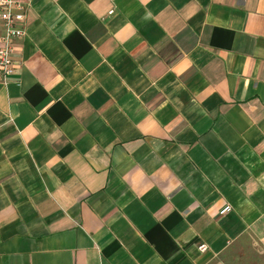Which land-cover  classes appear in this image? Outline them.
Returning a JSON list of instances; mask_svg holds the SVG:
<instances>
[{"label":"crops","instance_id":"0c3cea01","mask_svg":"<svg viewBox=\"0 0 264 264\" xmlns=\"http://www.w3.org/2000/svg\"><path fill=\"white\" fill-rule=\"evenodd\" d=\"M24 26L0 264H264V0H30Z\"/></svg>","mask_w":264,"mask_h":264},{"label":"built area","instance_id":"2783aa9c","mask_svg":"<svg viewBox=\"0 0 264 264\" xmlns=\"http://www.w3.org/2000/svg\"><path fill=\"white\" fill-rule=\"evenodd\" d=\"M29 2L30 0H0V20L4 27L0 43V78L4 83H7L9 76L16 73L15 40L26 35L24 22ZM230 209L231 206L227 205L222 213ZM199 249L205 252L208 245L202 243Z\"/></svg>","mask_w":264,"mask_h":264}]
</instances>
